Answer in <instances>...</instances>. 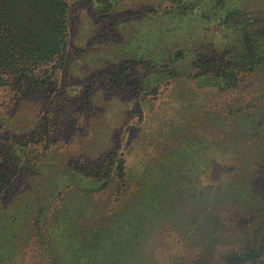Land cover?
<instances>
[{
  "label": "trees",
  "instance_id": "obj_1",
  "mask_svg": "<svg viewBox=\"0 0 264 264\" xmlns=\"http://www.w3.org/2000/svg\"><path fill=\"white\" fill-rule=\"evenodd\" d=\"M84 1L101 15L146 2ZM69 2L0 0V81L63 54ZM138 16L117 23L120 41L85 48L88 63H102L82 74L111 63L120 89L89 100L101 110H88V129L66 148L79 153L8 144L0 264H212L215 249L235 245L220 264H264V199L252 189L264 177V0H153ZM205 95L225 101L207 108ZM233 214L253 220L225 227ZM169 222L198 251L160 259Z\"/></svg>",
  "mask_w": 264,
  "mask_h": 264
},
{
  "label": "rangeland",
  "instance_id": "obj_2",
  "mask_svg": "<svg viewBox=\"0 0 264 264\" xmlns=\"http://www.w3.org/2000/svg\"><path fill=\"white\" fill-rule=\"evenodd\" d=\"M152 3L153 0H146L144 3H134L133 7L129 4V7L127 6L125 9L118 10L115 13L101 15L100 12L96 14L84 0H70L69 4L72 5V9L68 11L70 20L66 33V49L63 50V54L58 56L59 58L53 59L47 67L34 69L32 74L27 72H21L20 75L2 74V80L0 81L1 202L2 173L6 166L9 167V160L13 158V153L8 148L9 143L22 144L26 142L27 145L37 149L44 145V143L49 145V143L55 141L53 143L54 146L58 147V150L51 155L52 157H69L71 159L73 153H79L80 150L77 152L75 149L70 153L66 148L70 146L75 147L76 140L81 138L82 134L88 129V115L101 110L100 103L98 104L94 100H91L89 105V100L92 99L93 95L98 93V89H112L111 93L116 89H120L119 85L110 76V73L114 71L111 63L107 64L105 68L98 66L94 71L91 70L86 75L82 74L90 66L94 67L102 63H88L85 48L87 45H91V48L96 49V45H101L107 39L110 41H120L121 36L116 31L117 23L121 20H138V15H145V12L149 11ZM109 54L110 52L107 55L109 56ZM106 57L101 56L95 59L103 60ZM108 81L111 82V86H107ZM252 88L247 87L246 89ZM71 89L79 90L76 94ZM169 89L170 86L160 87L158 97L164 99ZM187 89H185L186 91L182 89L180 92H176V95L186 98L187 101H191V99L195 100V95H191ZM95 92L97 93L95 94ZM121 93L118 92L117 94L120 95ZM197 96H199V101L202 100V93L201 95L197 93ZM205 97L207 108H210L213 103L220 104L225 101V98H214L212 95H205ZM122 98L125 99L126 95ZM89 109L93 112H88ZM26 121L31 124L25 125L22 123ZM16 128L17 130L14 131ZM30 156L41 157L38 154ZM221 171V167L215 168L214 176ZM252 189L255 194L264 199V177L253 182ZM101 198H104V196L94 197L96 200ZM102 209H104L103 205H98L91 209L89 213L100 212ZM233 215L227 221L225 227L234 224L240 229L248 219L253 220V218L247 216ZM158 220L157 227H160L163 221L162 219ZM177 227L178 225L172 222L164 225L158 241L160 244L157 254L160 259L172 254H184L188 256L190 252L198 251L199 246L192 249L186 247L181 242L180 236L178 237L177 235ZM224 232H228V230ZM243 240H239L238 244L242 243ZM236 247L237 245L215 249V251L222 252V254L221 256H218L217 252L213 254L212 264H220L223 261V257L227 254V250L235 249ZM262 247L264 249V239ZM27 251H31L30 256H35L37 248L31 244L27 248ZM32 260L30 257L27 258V262L29 263Z\"/></svg>",
  "mask_w": 264,
  "mask_h": 264
}]
</instances>
